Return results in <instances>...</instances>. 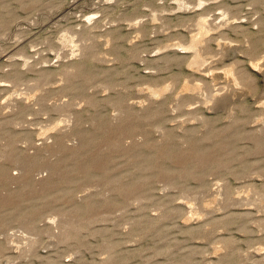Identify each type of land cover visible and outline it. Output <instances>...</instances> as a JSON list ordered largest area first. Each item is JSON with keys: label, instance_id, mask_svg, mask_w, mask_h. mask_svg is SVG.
<instances>
[{"label": "rangeland", "instance_id": "374dc122", "mask_svg": "<svg viewBox=\"0 0 264 264\" xmlns=\"http://www.w3.org/2000/svg\"><path fill=\"white\" fill-rule=\"evenodd\" d=\"M0 264H264V0H0Z\"/></svg>", "mask_w": 264, "mask_h": 264}, {"label": "bare ground", "instance_id": "6f19581e", "mask_svg": "<svg viewBox=\"0 0 264 264\" xmlns=\"http://www.w3.org/2000/svg\"><path fill=\"white\" fill-rule=\"evenodd\" d=\"M203 29V28H202ZM202 31V30H201ZM204 35V34H203ZM197 38L198 37H196V38H194L193 40H192V43L190 44V47H191V49L192 48H195V46H196V44H197ZM189 46V45H188ZM187 48V47H186ZM189 48V47H188ZM215 95V94H214ZM45 111V110H44ZM25 122V121H24Z\"/></svg>", "mask_w": 264, "mask_h": 264}]
</instances>
